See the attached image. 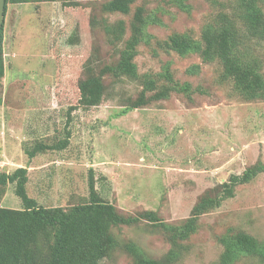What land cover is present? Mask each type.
<instances>
[{
    "label": "rangeland",
    "instance_id": "obj_1",
    "mask_svg": "<svg viewBox=\"0 0 264 264\" xmlns=\"http://www.w3.org/2000/svg\"><path fill=\"white\" fill-rule=\"evenodd\" d=\"M110 0H66L9 5L4 23L5 77L1 84L0 173L27 168L30 197L44 207L84 203L93 176L102 198L126 216L154 211L162 222L178 225L199 198L233 175L264 165V98L247 100L222 81V68L199 55L165 52L158 41L173 33L200 39L204 27L222 13L233 14L237 0H134L129 13H109ZM145 7L162 24H151L150 42H142L134 59L138 78L123 74L121 53L132 38L135 12ZM188 8V10H187ZM115 27L116 32L112 31ZM243 50L264 74V38L248 34ZM199 66L194 74L189 68ZM192 81L205 93L193 100L170 93L151 96L169 83ZM157 90L146 91L144 78ZM73 109V110H71ZM71 132L64 151L30 158L26 146L52 143ZM0 207L23 208L15 184L0 189ZM140 219V218H139ZM199 230L185 242L174 264H220V238L232 228L264 243V172L239 185L235 196L199 218ZM136 242L151 257L172 248L160 228L147 220L116 232ZM103 264H134L121 250ZM235 264H264L242 257Z\"/></svg>",
    "mask_w": 264,
    "mask_h": 264
},
{
    "label": "trees",
    "instance_id": "obj_2",
    "mask_svg": "<svg viewBox=\"0 0 264 264\" xmlns=\"http://www.w3.org/2000/svg\"><path fill=\"white\" fill-rule=\"evenodd\" d=\"M66 0H6L5 18L9 5H22L31 2H56ZM238 9L233 14H219L215 21L207 24L200 39L189 33H173L167 40L158 41L165 52H175L187 57L199 55L204 63L217 62L223 72L222 81L229 82L232 90L247 100L264 98V74L260 66L246 58L243 50L248 34L264 38V0H237ZM184 6L182 0H177ZM134 0H110L103 9L109 13H129ZM188 10V8H187ZM134 33L126 49L121 53L120 64L123 74L138 78L137 66L133 62L142 42H150L147 28L151 24H162L154 13H147L145 7L136 9ZM5 23V21H4ZM115 30L112 28L111 32ZM116 32V31H114ZM0 88L5 77L4 25L0 33ZM199 66L189 68L187 73L194 74ZM161 74L169 83L151 96L162 100L170 93H177L193 100V94L205 91L195 88L192 81H177L170 67ZM140 78V77H139ZM138 78V79H139ZM145 89L139 104H146V91L157 90L155 80L144 78ZM2 94L0 90V105ZM73 110V109H71ZM71 132L52 143L38 141L27 145L25 150L30 158L47 151H64L70 145ZM261 172L264 165L257 164L248 168L242 175H233L213 191L208 190L200 198L191 216L178 225L162 222L154 211H146L140 219L147 220L167 236L172 248L163 258L151 257L134 241L122 242L116 232L124 226L139 222V218L123 215L118 208L105 201L97 190L96 181L90 177V195L86 202L68 208L40 206L36 199L29 196L28 169L18 168L12 174L0 173V189L15 184V193L22 200L23 208L0 207V264H103L112 253L121 250L134 264H174L181 259L189 241L198 230L199 218L214 209L220 208L224 201L235 196L239 185L250 183ZM224 247L220 264H235L242 257H258L264 260V243L256 237L229 228L220 238Z\"/></svg>",
    "mask_w": 264,
    "mask_h": 264
},
{
    "label": "water",
    "instance_id": "obj_3",
    "mask_svg": "<svg viewBox=\"0 0 264 264\" xmlns=\"http://www.w3.org/2000/svg\"><path fill=\"white\" fill-rule=\"evenodd\" d=\"M5 6H6V0H0V33L5 21Z\"/></svg>",
    "mask_w": 264,
    "mask_h": 264
},
{
    "label": "built area",
    "instance_id": "obj_4",
    "mask_svg": "<svg viewBox=\"0 0 264 264\" xmlns=\"http://www.w3.org/2000/svg\"><path fill=\"white\" fill-rule=\"evenodd\" d=\"M1 168H2V167L0 166V171H1Z\"/></svg>",
    "mask_w": 264,
    "mask_h": 264
}]
</instances>
